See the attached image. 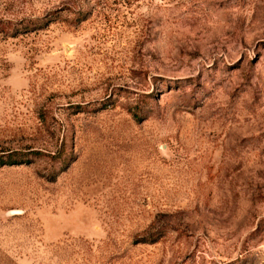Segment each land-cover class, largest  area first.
<instances>
[{"label":"rangeland","instance_id":"374dc122","mask_svg":"<svg viewBox=\"0 0 264 264\" xmlns=\"http://www.w3.org/2000/svg\"><path fill=\"white\" fill-rule=\"evenodd\" d=\"M0 20V264H264V0Z\"/></svg>","mask_w":264,"mask_h":264},{"label":"trees","instance_id":"16d2710c","mask_svg":"<svg viewBox=\"0 0 264 264\" xmlns=\"http://www.w3.org/2000/svg\"><path fill=\"white\" fill-rule=\"evenodd\" d=\"M11 24L12 23L4 22V21L0 20V32H4L5 34H7V33L11 32V30H12L13 33L14 32L16 33V32H21V30L29 31V30L37 29L40 26V25H37L36 23H31V25L29 23H24L20 27H18V25H17L11 29L10 28ZM31 153L34 155H37V156L42 154L41 152H38V151H32ZM16 155H17L16 153L11 152L5 157H0V167H2L4 165H12V164H18V163L23 162L22 161L23 159L16 157Z\"/></svg>","mask_w":264,"mask_h":264}]
</instances>
